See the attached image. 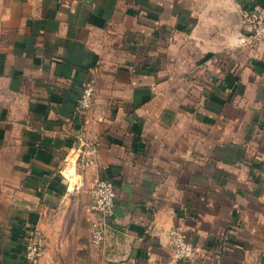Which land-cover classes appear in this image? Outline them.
Segmentation results:
<instances>
[{"label":"crops","instance_id":"crops-1","mask_svg":"<svg viewBox=\"0 0 264 264\" xmlns=\"http://www.w3.org/2000/svg\"><path fill=\"white\" fill-rule=\"evenodd\" d=\"M263 3L0 0V264H30L26 227L46 244L95 177L117 191L104 264H264V45L240 44L241 9Z\"/></svg>","mask_w":264,"mask_h":264},{"label":"built area","instance_id":"built-area-1","mask_svg":"<svg viewBox=\"0 0 264 264\" xmlns=\"http://www.w3.org/2000/svg\"><path fill=\"white\" fill-rule=\"evenodd\" d=\"M243 19L246 22L247 31L240 37V43L251 47L264 45V3L246 9ZM94 84L95 78L91 77L82 87L77 101L78 110L81 113H85L92 105ZM96 156L95 142L80 143L76 149L75 165L80 168L93 166ZM87 188L90 200L91 242L100 246L107 238L108 229L114 217L117 191L112 180L99 177L93 178ZM169 239L171 256L174 260H190L194 257L195 248L183 234L170 231ZM44 245L43 229L36 224L26 227L24 258L28 263L39 264Z\"/></svg>","mask_w":264,"mask_h":264},{"label":"rangeland","instance_id":"rangeland-1","mask_svg":"<svg viewBox=\"0 0 264 264\" xmlns=\"http://www.w3.org/2000/svg\"><path fill=\"white\" fill-rule=\"evenodd\" d=\"M246 9L248 7L241 9L242 19ZM74 169L77 174L85 171V168L80 167ZM76 173L72 183L80 178ZM89 205L88 188L85 185L66 196L57 206L43 247L44 264H104L102 250L91 242Z\"/></svg>","mask_w":264,"mask_h":264}]
</instances>
